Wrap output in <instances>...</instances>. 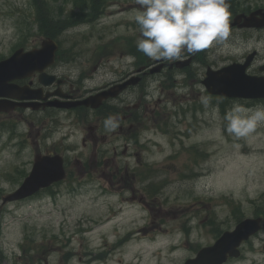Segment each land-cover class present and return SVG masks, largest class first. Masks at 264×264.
I'll list each match as a JSON object with an SVG mask.
<instances>
[{
    "label": "rangeland",
    "instance_id": "374dc122",
    "mask_svg": "<svg viewBox=\"0 0 264 264\" xmlns=\"http://www.w3.org/2000/svg\"><path fill=\"white\" fill-rule=\"evenodd\" d=\"M31 1L0 0V55L12 50L21 35L16 21L4 14L16 6L23 9V2L28 10ZM48 1L53 5L60 3ZM136 1L134 10L131 0H110L109 11L115 14L108 12L94 28L86 24V34H91L86 41V59L99 43V35L107 40L121 35L135 38L141 33L131 22L135 21V13L147 12L149 2ZM184 1L180 0L179 8L184 7ZM253 4H256L255 10L264 8V0H254ZM30 25L37 31L28 18L24 26ZM73 31L76 30L67 33ZM218 39L212 36L209 47L215 46ZM38 40V36H33L26 46L32 47ZM165 44V35H158L152 56L162 54ZM253 49L258 51V56L256 67H251L249 73L256 76L260 74L257 66L264 64V29L233 31L220 42L217 50H206V58L219 66L228 63L234 55L240 57L244 51ZM121 60L119 65L123 71L134 69L130 64L132 59L123 57ZM164 72L162 70L155 78L160 79L159 75ZM102 80V75L98 74L92 84H100ZM156 85L158 82L154 81L152 88ZM197 87L185 86L177 92L182 93L178 96L155 88L154 102L160 104L167 98L166 111L179 108L176 117L170 118L164 115V103H161L159 117L168 121L163 127L165 132L155 125L151 143L142 153L136 151L140 147L133 143L128 145L123 136L117 137L110 146L98 149L93 158L94 168L86 167L88 148L79 144V136L61 138L71 133L70 123L62 114H55L54 118L47 111H25L0 120L3 264H33L36 256V264H182L188 255L189 258L195 255L188 245L190 239L178 233V226L182 218H187L189 210H214L226 215L230 210L224 200L227 197L242 203L246 216L254 210L255 215L264 219V196H260L264 193V103L227 98L215 101L205 89ZM44 129L46 138L37 143L38 132ZM53 130L58 133L48 138ZM86 138L88 141V135ZM51 144L65 157L66 178L31 198L4 201L30 171L34 153H44L47 150L44 145ZM67 148L76 150L67 151ZM109 151L117 152L118 156L103 160ZM102 163L116 171L118 165L121 167L123 185H99L102 179L97 173ZM143 192L154 197L147 210L140 211L128 200L122 201L143 200L140 194ZM198 197H204L211 204L201 202ZM248 199H256L253 208L248 205ZM164 229L169 236L163 233ZM195 235L197 237V231ZM208 239L204 236V241ZM22 244L28 247V259L20 250ZM67 251L74 254L69 261L63 258ZM19 253L25 260L19 262ZM244 257L236 264H264V243L257 245L255 251L245 249ZM171 258L173 260L169 261Z\"/></svg>",
    "mask_w": 264,
    "mask_h": 264
},
{
    "label": "water",
    "instance_id": "95a60500",
    "mask_svg": "<svg viewBox=\"0 0 264 264\" xmlns=\"http://www.w3.org/2000/svg\"><path fill=\"white\" fill-rule=\"evenodd\" d=\"M251 57L245 63L244 66H237L236 70H229L226 75L228 80L234 81L235 77H242L244 74L245 67L249 64ZM3 73V70L0 69V76ZM216 73V72H214ZM2 83L0 82V86ZM217 93H223L227 95H241L244 98H259L264 97V80L262 78H256L250 76V81L248 84L242 88L232 89V90H221L217 91ZM56 164V168L52 169L51 165ZM62 159L59 156H41L35 159V163L33 166L32 172L27 176L22 185L18 190L14 193L8 195L6 200H15L24 198L41 187L49 185L52 181L60 179L62 177ZM259 220L261 219H246V225L241 227L237 231V240L233 244L232 247H236L239 242L243 239H247L248 235L259 230L261 228V224L259 225ZM242 233V237H238ZM229 233H224L222 238L219 239L214 246L208 247L206 250H203L199 253V256L196 260H192V264H194L197 260L200 261L202 259L208 258L205 260L204 264H221L226 259L228 247L226 244ZM236 234V233H235ZM234 234V236H235ZM239 246V245H238ZM231 253L232 250H231ZM239 252L236 251V256H238Z\"/></svg>",
    "mask_w": 264,
    "mask_h": 264
},
{
    "label": "flooded vegetation",
    "instance_id": "af4514ba",
    "mask_svg": "<svg viewBox=\"0 0 264 264\" xmlns=\"http://www.w3.org/2000/svg\"><path fill=\"white\" fill-rule=\"evenodd\" d=\"M6 16H11V14L7 13L5 14ZM18 84L20 85H23V84H26V83H31V87H37V83H38V75H33L31 78L27 79V80H18L16 81ZM39 93V92H38ZM14 111L10 112V113H13ZM11 114H7L5 116H10ZM83 132H84V136H83V145H86V130L83 128ZM91 138V136L89 135V139ZM88 139V140H89ZM91 141L92 142H96V140H93L91 138ZM96 166V164H94ZM92 167V166H91ZM98 174L102 175L103 177H105L106 179V183L109 184V185H123V180H121L118 176L117 177V181L115 183L114 181V178H113V172L111 170H109L108 172L105 171V170H100L98 171ZM237 221V218L236 216L233 214L232 211H230V213L226 214V215H222V216H219V215H216L215 213L213 212H209V215L207 217V220H206V223H205V226L203 228V236L206 235L207 231L208 230H211L210 232V241L212 240H215L216 238H218L222 232L226 229H228L232 224L236 223ZM262 233H263V230H262ZM262 233L260 235V233L256 236V238H254L253 240H258L261 242H263V237H262ZM233 263V259H230L228 261V263L226 264H231Z\"/></svg>",
    "mask_w": 264,
    "mask_h": 264
},
{
    "label": "bare ground",
    "instance_id": "6f19581e",
    "mask_svg": "<svg viewBox=\"0 0 264 264\" xmlns=\"http://www.w3.org/2000/svg\"><path fill=\"white\" fill-rule=\"evenodd\" d=\"M182 249V248H181Z\"/></svg>",
    "mask_w": 264,
    "mask_h": 264
}]
</instances>
